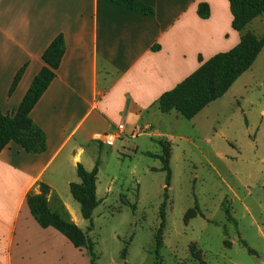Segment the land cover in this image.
<instances>
[{
  "label": "crops",
  "instance_id": "1",
  "mask_svg": "<svg viewBox=\"0 0 264 264\" xmlns=\"http://www.w3.org/2000/svg\"><path fill=\"white\" fill-rule=\"evenodd\" d=\"M138 1L154 15L111 0H0L1 115L17 110L52 40L62 35L65 45L55 78L29 115L44 134L45 151L29 154L10 142L0 153V264H89L83 250L36 223L27 193L43 183L48 199L58 197L77 225L69 191L70 183H80L77 164L91 171L96 146L118 134L119 125L120 137L153 130L162 115L174 112L160 113L159 97L201 63L233 49L244 34L255 36L264 17L235 31L227 0ZM200 3L208 6L206 19L197 14Z\"/></svg>",
  "mask_w": 264,
  "mask_h": 264
},
{
  "label": "rangeland",
  "instance_id": "2",
  "mask_svg": "<svg viewBox=\"0 0 264 264\" xmlns=\"http://www.w3.org/2000/svg\"><path fill=\"white\" fill-rule=\"evenodd\" d=\"M255 36L264 37V17ZM99 144L94 154L100 201L90 232L68 196L77 226L92 241L96 264H264V48L193 119L172 112L151 131ZM49 199L51 210L68 215L58 197ZM161 206L162 246L155 254Z\"/></svg>",
  "mask_w": 264,
  "mask_h": 264
},
{
  "label": "trees",
  "instance_id": "3",
  "mask_svg": "<svg viewBox=\"0 0 264 264\" xmlns=\"http://www.w3.org/2000/svg\"><path fill=\"white\" fill-rule=\"evenodd\" d=\"M232 15V29L241 31L254 18L264 14V0H227ZM111 2L133 10L142 15L152 17L154 11L138 0H111ZM200 18L209 16L208 6L200 3L197 7ZM264 48V37L257 38L250 33L242 36L239 44L228 52L219 53L201 63L197 70L177 84L172 90L163 93L158 100V110L162 114L176 112L182 118L191 120L206 106L221 98L232 84L244 74ZM65 45L62 35L56 36L42 54L43 67L33 78L25 96L17 110L11 115L0 114V153L13 142L26 153L40 154L45 151L44 134L30 119V112L55 78ZM201 62V61H200ZM21 68L15 75L10 93L16 87L22 75ZM149 157L161 160V156L147 153ZM99 160H96L91 171H86L77 164L76 174L80 183H70L69 191L72 198L79 204L82 219L89 222L87 232L92 230V214L98 206L96 198V181ZM165 186L169 183V171L166 167ZM37 193L27 194V205L31 216L41 228L52 227L62 234L77 249L83 250L89 258V264H96L97 257L93 250L92 241L87 232L82 231L66 214L51 210L48 205L50 189L39 183ZM166 190V189H165ZM164 190V192H165ZM166 193H164V200ZM195 208L197 204L195 203ZM227 217L230 212L224 210ZM160 225L154 236L155 254L162 246V229L164 225L163 206L160 208ZM247 248L245 243H242ZM253 254V251L247 248ZM126 250L123 251L125 254Z\"/></svg>",
  "mask_w": 264,
  "mask_h": 264
},
{
  "label": "built area",
  "instance_id": "4",
  "mask_svg": "<svg viewBox=\"0 0 264 264\" xmlns=\"http://www.w3.org/2000/svg\"><path fill=\"white\" fill-rule=\"evenodd\" d=\"M117 131L119 132L118 134L105 135V136H103V138L101 140H105V142L107 144H112L117 139V137H119L121 135V133H123V131H124L123 125H119L117 127Z\"/></svg>",
  "mask_w": 264,
  "mask_h": 264
}]
</instances>
